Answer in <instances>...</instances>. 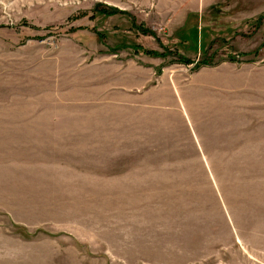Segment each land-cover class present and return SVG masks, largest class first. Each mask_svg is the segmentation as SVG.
I'll use <instances>...</instances> for the list:
<instances>
[{
  "label": "rangeland",
  "instance_id": "1",
  "mask_svg": "<svg viewBox=\"0 0 264 264\" xmlns=\"http://www.w3.org/2000/svg\"><path fill=\"white\" fill-rule=\"evenodd\" d=\"M0 116V264H264V0H0Z\"/></svg>",
  "mask_w": 264,
  "mask_h": 264
},
{
  "label": "crops",
  "instance_id": "2",
  "mask_svg": "<svg viewBox=\"0 0 264 264\" xmlns=\"http://www.w3.org/2000/svg\"><path fill=\"white\" fill-rule=\"evenodd\" d=\"M117 67V66H115ZM105 68V67H103ZM4 116H0V137L2 135L3 132H16L18 130H21V126L23 124V121L22 119H16V118H11V116H8L9 118H3ZM10 119V120H9ZM44 121L43 119L38 120L37 118H35L34 120H30L29 123H36L37 125L34 126L36 129H38L39 127V124H40V127L42 124H44ZM21 124V126H20Z\"/></svg>",
  "mask_w": 264,
  "mask_h": 264
},
{
  "label": "trees",
  "instance_id": "3",
  "mask_svg": "<svg viewBox=\"0 0 264 264\" xmlns=\"http://www.w3.org/2000/svg\"><path fill=\"white\" fill-rule=\"evenodd\" d=\"M116 12L118 13L119 11H116ZM112 14H113V12H112ZM151 52H152V51H150V50H149V52H148V51H145V53H147V54H148V53L151 54ZM188 62H189V60H185V63L189 64Z\"/></svg>",
  "mask_w": 264,
  "mask_h": 264
}]
</instances>
